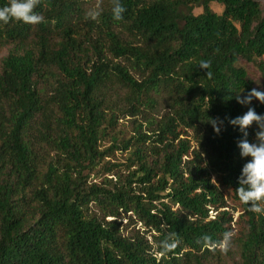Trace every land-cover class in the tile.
<instances>
[{
  "label": "trees",
  "instance_id": "obj_1",
  "mask_svg": "<svg viewBox=\"0 0 264 264\" xmlns=\"http://www.w3.org/2000/svg\"><path fill=\"white\" fill-rule=\"evenodd\" d=\"M262 1L121 0L115 21L106 0L91 21L88 0H41L43 23L0 22V264H264V215L236 191L250 157L228 123L249 107L264 114L259 101L235 98L260 90L241 61L264 83ZM127 116L133 133L123 139L116 128ZM210 118L223 120L219 134ZM115 151L122 163L106 159ZM217 183L239 205L240 231ZM226 231L233 254L197 243ZM171 233L178 246L163 253Z\"/></svg>",
  "mask_w": 264,
  "mask_h": 264
},
{
  "label": "clouds",
  "instance_id": "obj_2",
  "mask_svg": "<svg viewBox=\"0 0 264 264\" xmlns=\"http://www.w3.org/2000/svg\"><path fill=\"white\" fill-rule=\"evenodd\" d=\"M41 0H8V4L0 7V22L8 24L11 21L22 22L27 25H36L44 22V17L36 12V8L40 5ZM111 14L115 21H122L126 11L121 0H110ZM103 14L101 4L89 8L85 14V20L97 21ZM202 69L210 68V61H202L199 65ZM207 76L211 78L212 73L207 71ZM237 103L241 105H249L255 99L264 104V91L252 89L243 95H236ZM216 134L222 130L223 120L219 118H210L208 121ZM228 123L236 127L238 126L242 138L237 141V147L240 150L242 158H249L241 170L238 177V188L236 189L238 197L243 204L248 205V210L264 215V114H258L256 110L249 107L248 110L234 119L229 118ZM258 127L255 133V142L248 140V129L253 125ZM235 233L226 231L223 233L219 241H213L211 236L204 235L197 240L203 247L212 251H219L227 254L232 245ZM179 241L176 234L171 233L161 241L160 247L163 253L172 251L178 246Z\"/></svg>",
  "mask_w": 264,
  "mask_h": 264
},
{
  "label": "rangeland",
  "instance_id": "obj_3",
  "mask_svg": "<svg viewBox=\"0 0 264 264\" xmlns=\"http://www.w3.org/2000/svg\"><path fill=\"white\" fill-rule=\"evenodd\" d=\"M106 0H88V3L86 4L87 9L95 6L96 4H101L102 8H104L106 6ZM264 3V0L262 1V4ZM211 8L215 11V12H220L221 11V7L216 4V3H212L211 4ZM199 10L196 9L194 12L197 13ZM116 30H118V28H116ZM120 32V31H119ZM124 40L127 43H130L134 46H141L144 47L146 46L147 48L150 47L148 46L149 43H145L144 39L142 36H136L135 34H130L127 32H121L120 34ZM7 51V47L4 48L3 50L0 51V59L6 54ZM241 64L245 67V69L247 70V74L248 76L252 79L253 81V85L256 88H259L261 91H264V83L259 75V73L257 72V70L252 66V64L250 63H246L244 61H241ZM133 73V72H132ZM138 75V74H137ZM136 74H134V76L137 77ZM164 108L163 105H161L160 107H158V111L157 113L154 114L155 117H158L159 115H161L164 112ZM130 117H125V118H119L118 123H117V131L119 132V136H121V138L126 139L128 138L130 135H132V124L130 122ZM137 120L139 122H143L140 118L137 117ZM143 131H146V127L145 125H143L142 127ZM186 136L188 139H190L192 145L194 147H196V142L194 140V134L192 131H188L186 133ZM108 138H105L103 140V144L104 147L108 146L110 144V142L108 141ZM126 155L125 152H121V151H115L113 156H109L106 157V159H109L112 162H123L124 161V156ZM113 173V172H111ZM106 177L110 178L112 177L114 180H116V176H114L113 174H106ZM93 182H100V178L94 177L92 178ZM219 188V190L221 191L223 198L225 200L226 203V207L225 209L228 210L232 215H233V222H235V220H237V223H235L233 226L235 227V231H240L242 229V222L241 220H238L239 218V214H240V208L239 205L232 199V195H231V191L228 188L222 187L221 185H219L218 183L216 184ZM210 217H212L215 212H209ZM127 218L125 216H123V219H121L122 224L126 223ZM139 227V224L137 225V228ZM229 253L233 254L235 253V245H231V248L229 250ZM226 264H233V260L227 258V263Z\"/></svg>",
  "mask_w": 264,
  "mask_h": 264
}]
</instances>
